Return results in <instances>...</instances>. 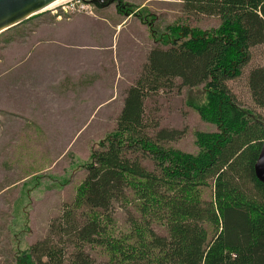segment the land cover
<instances>
[{
    "label": "trees",
    "instance_id": "obj_1",
    "mask_svg": "<svg viewBox=\"0 0 264 264\" xmlns=\"http://www.w3.org/2000/svg\"><path fill=\"white\" fill-rule=\"evenodd\" d=\"M183 1L189 12L218 17L219 26L170 25L158 37L152 20L118 0V11L139 16L165 48L150 51L117 128L83 165L87 177L72 203L44 240L16 248L15 264H264V184L254 170L264 120L241 106L228 85L242 75L251 49L264 44V0ZM175 78L198 88L200 95L188 105L216 127L196 132V153L165 146L181 131L151 135L145 124L147 93ZM249 87L264 109V67L251 70ZM116 204L137 213L121 234L113 227Z\"/></svg>",
    "mask_w": 264,
    "mask_h": 264
},
{
    "label": "rangeland",
    "instance_id": "obj_2",
    "mask_svg": "<svg viewBox=\"0 0 264 264\" xmlns=\"http://www.w3.org/2000/svg\"><path fill=\"white\" fill-rule=\"evenodd\" d=\"M66 1L0 35V264H15L17 247L25 250L47 237L50 224L86 179L83 165L92 150L117 128L129 89L141 78L150 51L162 46L146 24L139 25V16L152 20L158 37L170 25L206 30L220 24L216 16L189 12L183 0H123L140 15L132 14L116 31L98 18L115 25L124 19L115 4L70 0L76 1L72 8ZM259 66L264 67V44L251 49L242 75L228 85L241 106L264 120L249 87V74ZM198 91L175 78L148 92L149 134L181 131L165 146L196 153V132L216 130L188 105ZM132 215L137 216L132 206L116 204L117 234L128 230ZM154 228L166 234L164 227Z\"/></svg>",
    "mask_w": 264,
    "mask_h": 264
},
{
    "label": "water",
    "instance_id": "obj_3",
    "mask_svg": "<svg viewBox=\"0 0 264 264\" xmlns=\"http://www.w3.org/2000/svg\"><path fill=\"white\" fill-rule=\"evenodd\" d=\"M58 0H0V34L30 19ZM257 179L264 184V142L254 166Z\"/></svg>",
    "mask_w": 264,
    "mask_h": 264
},
{
    "label": "crops",
    "instance_id": "obj_4",
    "mask_svg": "<svg viewBox=\"0 0 264 264\" xmlns=\"http://www.w3.org/2000/svg\"><path fill=\"white\" fill-rule=\"evenodd\" d=\"M94 16V15H93ZM132 17H134V15H130V16H126L124 19H122L121 21H119L116 25L115 24H112L111 22H109L108 20H106L105 18H101V17H98L99 20L101 19L103 22L107 23L108 26H111V27H115L114 29H116V31L120 30V28L122 29L123 26L125 25V23L130 20ZM67 20H69V18H67ZM143 23L141 19H139V25ZM141 26V25H140ZM70 90H66L67 92H71V88H69Z\"/></svg>",
    "mask_w": 264,
    "mask_h": 264
},
{
    "label": "flooded vegetation",
    "instance_id": "obj_5",
    "mask_svg": "<svg viewBox=\"0 0 264 264\" xmlns=\"http://www.w3.org/2000/svg\"><path fill=\"white\" fill-rule=\"evenodd\" d=\"M103 3H106L107 5H117L118 4V0H101Z\"/></svg>",
    "mask_w": 264,
    "mask_h": 264
},
{
    "label": "built area",
    "instance_id": "obj_6",
    "mask_svg": "<svg viewBox=\"0 0 264 264\" xmlns=\"http://www.w3.org/2000/svg\"><path fill=\"white\" fill-rule=\"evenodd\" d=\"M76 1H77L78 3H82V2H84L83 0H76ZM76 1H70V0H68V1H66V2H64V3H67V2H68V4L72 5L71 3H72V2L74 3V2H76ZM64 3H63V4H64ZM70 5H68V7H69ZM81 6L83 7L84 5H81ZM73 7H75V4L72 5V8H73ZM63 9H64V8H63Z\"/></svg>",
    "mask_w": 264,
    "mask_h": 264
},
{
    "label": "bare ground",
    "instance_id": "obj_7",
    "mask_svg": "<svg viewBox=\"0 0 264 264\" xmlns=\"http://www.w3.org/2000/svg\"><path fill=\"white\" fill-rule=\"evenodd\" d=\"M64 0H58V1H56L55 3H53V5H55V4H60V3H62ZM51 6H52V4H51Z\"/></svg>",
    "mask_w": 264,
    "mask_h": 264
}]
</instances>
